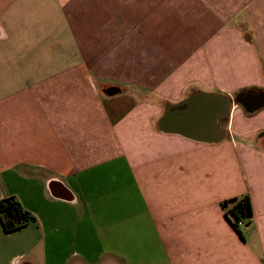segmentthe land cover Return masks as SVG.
I'll use <instances>...</instances> for the list:
<instances>
[{
	"label": "crops",
	"instance_id": "obj_1",
	"mask_svg": "<svg viewBox=\"0 0 264 264\" xmlns=\"http://www.w3.org/2000/svg\"><path fill=\"white\" fill-rule=\"evenodd\" d=\"M195 91L264 94V0H0V199L35 218L0 264H264V105L160 130Z\"/></svg>",
	"mask_w": 264,
	"mask_h": 264
},
{
	"label": "water",
	"instance_id": "obj_2",
	"mask_svg": "<svg viewBox=\"0 0 264 264\" xmlns=\"http://www.w3.org/2000/svg\"><path fill=\"white\" fill-rule=\"evenodd\" d=\"M118 92L120 88L117 86H112L106 91L108 95ZM240 99L239 96L228 97L223 94L195 91L179 104L185 108L179 107L174 112L173 105L167 106L160 119L159 128L165 133H179L197 141L219 142L225 137L219 120L229 118L231 107L236 101H240L249 111L257 110L264 105V94L248 97L245 101Z\"/></svg>",
	"mask_w": 264,
	"mask_h": 264
},
{
	"label": "trees",
	"instance_id": "obj_3",
	"mask_svg": "<svg viewBox=\"0 0 264 264\" xmlns=\"http://www.w3.org/2000/svg\"><path fill=\"white\" fill-rule=\"evenodd\" d=\"M221 206L234 227L243 235V228L238 225V222L244 220L250 223L254 216L250 197L245 195L240 199L233 198L222 203ZM34 219L32 213L25 209L17 197L7 196L0 199V220L5 231L11 233L25 228Z\"/></svg>",
	"mask_w": 264,
	"mask_h": 264
},
{
	"label": "built area",
	"instance_id": "obj_4",
	"mask_svg": "<svg viewBox=\"0 0 264 264\" xmlns=\"http://www.w3.org/2000/svg\"><path fill=\"white\" fill-rule=\"evenodd\" d=\"M246 224H247V223H246L244 220L238 222V225H239L240 227H243V226H245Z\"/></svg>",
	"mask_w": 264,
	"mask_h": 264
},
{
	"label": "flooded vegetation",
	"instance_id": "obj_5",
	"mask_svg": "<svg viewBox=\"0 0 264 264\" xmlns=\"http://www.w3.org/2000/svg\"><path fill=\"white\" fill-rule=\"evenodd\" d=\"M239 97H241L242 98V96H239ZM245 97V95H243V98Z\"/></svg>",
	"mask_w": 264,
	"mask_h": 264
}]
</instances>
